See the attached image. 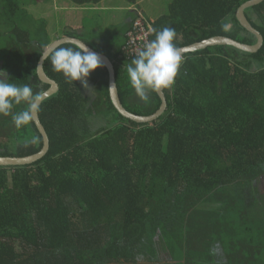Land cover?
Segmentation results:
<instances>
[{
  "label": "trees",
  "instance_id": "16d2710c",
  "mask_svg": "<svg viewBox=\"0 0 264 264\" xmlns=\"http://www.w3.org/2000/svg\"><path fill=\"white\" fill-rule=\"evenodd\" d=\"M23 1L0 0L1 68L43 93L50 85L37 66L52 39ZM246 1L173 0L151 25L174 28L178 49L220 35L255 44L236 15ZM246 13L264 37V1ZM135 20L113 50L99 35L96 44L66 36L107 54L123 105L151 115L161 97L142 100L123 68L134 58L123 45ZM44 69L59 84L39 111L50 149L31 164L0 165V264H264V43L256 53L216 45L183 55L164 89L167 109L146 123L115 108L106 66L90 74L92 103L80 81L52 70L50 56ZM42 147L34 121L18 130L0 115V156Z\"/></svg>",
  "mask_w": 264,
  "mask_h": 264
},
{
  "label": "clouds",
  "instance_id": "9594fccd",
  "mask_svg": "<svg viewBox=\"0 0 264 264\" xmlns=\"http://www.w3.org/2000/svg\"><path fill=\"white\" fill-rule=\"evenodd\" d=\"M150 31L155 34V38L146 42L131 62L123 66L131 88L145 101L149 91L158 93L174 84L182 62L181 53L175 44L177 34L174 28ZM47 58L41 56L42 61ZM50 62L52 70L62 73L66 83L80 81L84 88L89 87L87 78L90 73L105 66L101 55L82 42L55 49L50 55ZM5 73L0 70V115L10 116L12 124L19 130L34 121L35 115L41 110L44 95L35 92L29 84H17L4 79ZM21 105L24 107L14 111Z\"/></svg>",
  "mask_w": 264,
  "mask_h": 264
},
{
  "label": "water",
  "instance_id": "95a60500",
  "mask_svg": "<svg viewBox=\"0 0 264 264\" xmlns=\"http://www.w3.org/2000/svg\"><path fill=\"white\" fill-rule=\"evenodd\" d=\"M264 0H248L245 3H243L237 11V19L239 20L240 24L246 28L248 31H250L252 34H254L257 38V41L255 44H247L240 42L238 40H235L233 38L227 37V36H213L211 38L202 40L200 42L193 43L191 45L181 47L178 50L181 53V56L190 53V52H195L198 50L206 49L209 46H216V45H230L233 46L239 50L249 52V53H256L259 51V49L263 46L264 43V37L261 34V32L256 29L250 22L246 10L260 4ZM77 42H82L86 43L84 40L78 37H73V36H63L62 38H58L57 40L51 42L43 51L41 56H47L49 57L51 53L57 49L59 46L63 44H75ZM87 44V43H86ZM88 48L94 52H97L101 55L104 65L107 67L109 71V87L113 86L110 90V97L111 100L115 106V108L125 117L130 118L138 123H146L150 122L153 120H156L159 118L167 109L168 102L167 98L164 92V89H162L160 92H158L159 96L161 97V106L160 108L153 114L151 115H140V114H135L131 111H129L122 103L119 95V89L116 81V70L115 66L110 59V57L107 54H104L102 52H99L95 50L93 47H91L89 44H87ZM44 59L43 61L40 60L38 62L37 66V73L39 76V79L44 82L49 84V88L43 92L42 94L44 95V100L47 99L48 97L52 96L53 94L57 93L59 91V84L57 83L56 80L51 78L45 71L44 69ZM34 122L43 136V147L41 150L35 154L28 155V156H0V165L1 166H16V165H25V164H31L41 158H43L47 152L50 149V139L48 136V133L41 122L39 112L35 115Z\"/></svg>",
  "mask_w": 264,
  "mask_h": 264
},
{
  "label": "rangeland",
  "instance_id": "374dc122",
  "mask_svg": "<svg viewBox=\"0 0 264 264\" xmlns=\"http://www.w3.org/2000/svg\"><path fill=\"white\" fill-rule=\"evenodd\" d=\"M34 0H25L24 6L28 9V12L32 14L34 19H43L45 18L48 23V31L51 36V39L53 41L57 40L58 38H62L63 35L67 32H81L82 27L77 29H74V27L77 24L76 20H73L72 22L70 19L66 16V12L68 10L72 9L73 3H71L70 0H59V3H55V0H42V1H37V3H33ZM172 0H144L143 1V12L145 13V17H148V19H153L161 13H165L168 10L169 3ZM107 7H104L103 4H101L98 8L99 11H95L96 13H91L94 12L92 11L93 8H88L90 10V18L86 20L88 22V27L91 28V31L94 32L98 30L99 36H102L105 38V42L103 43L106 44L109 40H113L111 42H114L115 40H118V36H114L118 34V31L121 28L120 22L122 21V18L126 15L127 9H109L108 7L112 5L113 7H123L127 4L126 0H106ZM98 6V5H97ZM46 9L47 13H49L50 18L48 20L47 14H46ZM251 15H253L252 11L250 12ZM88 16V15H87ZM116 17H118V23L114 20ZM83 19V18H82ZM107 20V21H106ZM104 21H106V26L103 24ZM83 25L82 22H79V25ZM78 31V32H77ZM116 33V34H115ZM88 35H86L85 39H88ZM100 42V41H98ZM115 41L114 43H116ZM0 70L1 68V61H0ZM91 74V73H90ZM5 74H3V78L5 79ZM90 75L87 78L88 80V88H84L83 85V90L84 94L90 99L89 102H93L95 98L94 94V88L92 84V80L90 79ZM81 83V82H80ZM259 188L262 192H264V182L259 183Z\"/></svg>",
  "mask_w": 264,
  "mask_h": 264
},
{
  "label": "crops",
  "instance_id": "0c3cea01",
  "mask_svg": "<svg viewBox=\"0 0 264 264\" xmlns=\"http://www.w3.org/2000/svg\"><path fill=\"white\" fill-rule=\"evenodd\" d=\"M143 1L144 0H137V2L135 4H129L127 2V4L125 6L119 7V8H117L118 6L117 7H113L112 5H110L108 7L109 9H124V8H126L128 10L127 13H126V15L122 18V21L120 22V25H121L120 30H122L126 24L128 26L132 22V20L134 18H137L138 17L139 14H141L147 20V22L149 24H152L155 20H157L161 15L164 14V13H161V15H159V16L153 18V19H148V17H145V13L143 12V8H142ZM59 2H60L59 0H55V3H59ZM106 3H107L106 0H102L101 2L97 3L96 5H77V4H74L73 3L72 9H70V10H68V12H66V14H67L66 16L70 19L71 22L73 20H76L77 21V24L74 27H72V28L79 30L78 28H81L82 27L81 28L82 31L81 32H78L77 31L78 32L77 34H79L81 36L88 35L89 41L92 44L98 43V41H96L95 39H96V36L99 35V32H98V30L92 32L91 31V28L88 27L89 25H88V22L86 21L88 19V17L90 18V16H89L90 15V10L88 8H93L92 11H94V12H91V13L94 14V13H96L95 11H99V8L98 7L101 4H103L104 7H107V4ZM70 4H72V3H70ZM46 14H47L46 16H47V18L49 20L50 15H49V13H47V9H46ZM114 20L118 23V17H116ZM106 21H104V23H103L105 26H106V24H105ZM79 22H82L83 25L82 24L79 25ZM48 27H49V23H48ZM119 31H118V34L115 33L116 35H114V36H119ZM63 36H66V33ZM81 36H79V37H81ZM116 45H117V42L114 43V42H111V40H109L107 42V44L102 45V46L105 49L113 50Z\"/></svg>",
  "mask_w": 264,
  "mask_h": 264
},
{
  "label": "built area",
  "instance_id": "2783aa9c",
  "mask_svg": "<svg viewBox=\"0 0 264 264\" xmlns=\"http://www.w3.org/2000/svg\"><path fill=\"white\" fill-rule=\"evenodd\" d=\"M152 25L139 14L134 21L133 27L127 33V41L123 45V51L129 58L135 57L136 52L141 49L146 42L150 41V36L153 32Z\"/></svg>",
  "mask_w": 264,
  "mask_h": 264
},
{
  "label": "bare ground",
  "instance_id": "6f19581e",
  "mask_svg": "<svg viewBox=\"0 0 264 264\" xmlns=\"http://www.w3.org/2000/svg\"><path fill=\"white\" fill-rule=\"evenodd\" d=\"M153 27V26H152Z\"/></svg>",
  "mask_w": 264,
  "mask_h": 264
}]
</instances>
